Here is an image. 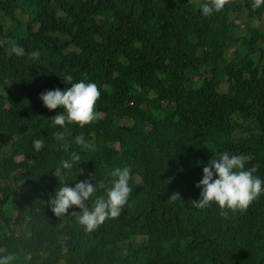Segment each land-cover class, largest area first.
<instances>
[{
	"label": "trees",
	"instance_id": "obj_1",
	"mask_svg": "<svg viewBox=\"0 0 264 264\" xmlns=\"http://www.w3.org/2000/svg\"><path fill=\"white\" fill-rule=\"evenodd\" d=\"M206 2L0 0V255L14 253L13 264H264V194L245 214L191 202L203 168L225 151L250 154L246 168L259 165L264 180V29L251 26L264 4L230 0L206 17ZM11 41L39 59L15 56ZM66 75L101 93L98 119L82 128L53 127L63 109L40 99L70 87ZM81 133L92 150L74 143ZM72 151L81 161L70 187L88 180L103 195L115 167L132 170L120 217L94 232L78 223L79 208L56 217L49 204Z\"/></svg>",
	"mask_w": 264,
	"mask_h": 264
},
{
	"label": "clouds",
	"instance_id": "obj_2",
	"mask_svg": "<svg viewBox=\"0 0 264 264\" xmlns=\"http://www.w3.org/2000/svg\"><path fill=\"white\" fill-rule=\"evenodd\" d=\"M229 2L230 0H207L200 6L202 15L207 17L214 12H220ZM262 4L264 0H254L252 7L259 8ZM9 43L11 52L17 57L27 55L29 60L36 61L41 55L39 50L26 53L25 49L15 41ZM64 80L71 86L65 90H47L40 95L47 109H63L52 117V126L66 129L68 124L75 123L82 128L96 121L98 119L96 103L101 95L97 84L86 83L83 80L73 83L71 75H66ZM231 117L234 120V117ZM53 138L57 142H65L66 132L56 131L53 133ZM74 143L84 151L93 149V145L86 141L83 133L75 136ZM32 147L37 152L42 150L45 147L44 139L36 138L32 141ZM252 159L250 154L236 155L227 151L211 158L203 168V177L196 185L201 188V192L199 200L191 201L193 207L205 209L215 203L221 214H224L225 210H230L231 213L243 211L244 214L251 213L253 202L264 194V180L254 174L259 165L246 168ZM80 161L81 155L77 151L70 152L67 159H60L54 175L59 179L61 187L55 192L54 197L50 198L49 204L56 217L64 216L73 206L79 208L80 212H73V215L77 216L78 223L86 232H94L106 221L120 217L133 192L130 186L132 170L129 166L115 167L110 172L112 179L104 188V194L96 195V185L89 183L88 180H82L74 187H70L66 182L67 176ZM177 198H180L179 193H173L169 197L171 201ZM89 200L92 201L91 207L87 203ZM4 251L0 249V253ZM15 259L14 253L0 255V264H13Z\"/></svg>",
	"mask_w": 264,
	"mask_h": 264
},
{
	"label": "rangeland",
	"instance_id": "obj_3",
	"mask_svg": "<svg viewBox=\"0 0 264 264\" xmlns=\"http://www.w3.org/2000/svg\"><path fill=\"white\" fill-rule=\"evenodd\" d=\"M2 21H3V19H2ZM237 22H239V21H237ZM4 24L8 28H12L11 22L9 20H4ZM254 25L255 26H260L262 29H264V14H263V16L261 18L253 19V21L251 22V26H254ZM241 26L243 27L244 24L242 23ZM225 85H226V83L223 82V83H221L220 87H223V86L225 87Z\"/></svg>",
	"mask_w": 264,
	"mask_h": 264
}]
</instances>
